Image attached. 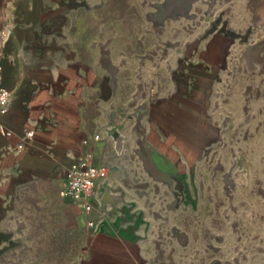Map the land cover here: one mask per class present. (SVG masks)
Wrapping results in <instances>:
<instances>
[{
  "label": "crops",
  "instance_id": "crops-1",
  "mask_svg": "<svg viewBox=\"0 0 264 264\" xmlns=\"http://www.w3.org/2000/svg\"><path fill=\"white\" fill-rule=\"evenodd\" d=\"M75 4L0 0V87L10 96L0 115V264H60L43 254L57 253L58 238L73 244L76 230L80 254L61 264H143L129 224L142 204L138 190L156 181L184 188L206 138L202 125L212 123L208 81L182 74L149 103L140 144L137 83L124 80L133 73L100 69L76 51ZM122 113L135 124L130 134ZM26 130L32 135L17 149ZM87 152L108 168L89 213L63 194L67 168Z\"/></svg>",
  "mask_w": 264,
  "mask_h": 264
},
{
  "label": "rangeland",
  "instance_id": "rangeland-1",
  "mask_svg": "<svg viewBox=\"0 0 264 264\" xmlns=\"http://www.w3.org/2000/svg\"><path fill=\"white\" fill-rule=\"evenodd\" d=\"M73 21L80 55L133 73L124 80L137 83L140 144L148 105L168 84L182 74L209 83L212 123L202 125L185 187L156 181L138 190L129 224L143 264H264V0H76ZM121 115L130 134L131 115ZM66 240L44 259H77V230Z\"/></svg>",
  "mask_w": 264,
  "mask_h": 264
},
{
  "label": "built area",
  "instance_id": "built-area-1",
  "mask_svg": "<svg viewBox=\"0 0 264 264\" xmlns=\"http://www.w3.org/2000/svg\"><path fill=\"white\" fill-rule=\"evenodd\" d=\"M9 93L6 89L0 87V115H3L8 110ZM1 128V126H0ZM32 135L31 130H26L23 140L17 144V149L24 147V138ZM108 168L101 164H94L92 161V153L87 152L82 159L72 163L66 170L63 194L81 204L82 210L89 213L92 210V205L88 201L94 195V190L97 180L104 177ZM93 221L86 220L87 229L93 227Z\"/></svg>",
  "mask_w": 264,
  "mask_h": 264
}]
</instances>
